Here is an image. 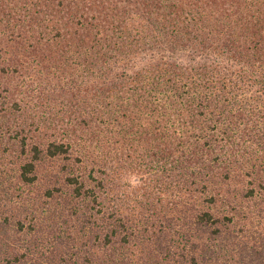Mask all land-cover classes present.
Instances as JSON below:
<instances>
[{"label": "trees", "instance_id": "obj_1", "mask_svg": "<svg viewBox=\"0 0 264 264\" xmlns=\"http://www.w3.org/2000/svg\"><path fill=\"white\" fill-rule=\"evenodd\" d=\"M1 104L0 264H264V0H0Z\"/></svg>", "mask_w": 264, "mask_h": 264}, {"label": "rangeland", "instance_id": "obj_2", "mask_svg": "<svg viewBox=\"0 0 264 264\" xmlns=\"http://www.w3.org/2000/svg\"><path fill=\"white\" fill-rule=\"evenodd\" d=\"M0 107H3L6 111L3 113V118L1 119V124L4 126L3 127V131H2V135H1V138L2 139V143L0 142V155L2 153V149L3 147L5 146L7 149H9L8 147L11 146V142L10 143H7V136L5 135H9L10 131H13V130H16V129H19L18 132H23L22 130H20L19 128V124L17 122V119H18V116L19 114H13L11 111H10V105L8 104H1ZM31 112H28L27 114L24 115V124L25 125H30L32 124V120H30L31 118ZM32 119V118H31ZM37 123L34 121V127H37L36 125ZM7 125V126H6ZM6 128L9 129V131H6ZM36 129V128H35ZM37 130V129H36ZM17 131V130H16ZM38 131V130H37ZM39 132V131H38ZM134 181H137V178H134L133 179Z\"/></svg>", "mask_w": 264, "mask_h": 264}]
</instances>
